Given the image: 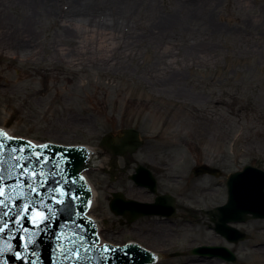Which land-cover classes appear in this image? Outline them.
I'll use <instances>...</instances> for the list:
<instances>
[{"label":"rangeland","instance_id":"374dc122","mask_svg":"<svg viewBox=\"0 0 264 264\" xmlns=\"http://www.w3.org/2000/svg\"><path fill=\"white\" fill-rule=\"evenodd\" d=\"M121 1H134L137 10L122 18L100 7L112 12L117 31L104 32L110 38L101 48L103 35L63 25L68 0L53 6L57 12L0 0V33L12 36L0 34V127L35 143L97 147L113 127L137 126L146 142L142 152L166 164V182L180 181L167 183L169 190L193 193L198 208L222 206L229 174L246 165L264 170V0H248L245 8L238 0H215L213 12L188 16L173 31L156 24L177 17L180 1L194 0ZM81 39L89 40L84 47ZM201 162L222 175L194 179L191 169ZM82 174L94 192L88 215L104 220V242L135 239L169 255L157 264H264V220L236 225L246 234L237 245L202 224L153 221L133 233L102 211L97 171ZM154 226L152 236L147 228ZM200 245L228 247L236 263L192 255Z\"/></svg>","mask_w":264,"mask_h":264},{"label":"water","instance_id":"95a60500","mask_svg":"<svg viewBox=\"0 0 264 264\" xmlns=\"http://www.w3.org/2000/svg\"><path fill=\"white\" fill-rule=\"evenodd\" d=\"M125 134L127 139L123 147L130 146L131 151H135L141 145L137 134L132 131H125ZM77 145L84 146L83 143ZM89 148L88 155L81 146L49 143L34 146L25 140L10 138L0 130V264L152 262V255L135 244L121 247L98 245L96 228L86 216L90 189L79 175L89 165L98 166L97 147L89 145ZM37 154L40 159H37ZM89 170L93 168L85 171ZM198 174L218 177L220 171L202 166ZM150 187L155 188L153 179H150ZM226 188V203L206 214L217 234L227 242L237 244L245 239V233L232 224L245 223L249 219L264 220V171L246 165L228 175ZM163 199H157L155 204L123 202L118 206L121 212L116 211V214L126 216L124 210L137 206L144 210L157 207ZM25 206H28V211L24 210ZM96 221L99 228H104V220L98 218ZM131 221L133 219H129ZM131 241L136 242L135 239ZM157 254L159 260L169 257L168 254ZM192 254L231 263L236 261L234 253L226 247L202 246L195 248Z\"/></svg>","mask_w":264,"mask_h":264},{"label":"flooded vegetation","instance_id":"af4514ba","mask_svg":"<svg viewBox=\"0 0 264 264\" xmlns=\"http://www.w3.org/2000/svg\"><path fill=\"white\" fill-rule=\"evenodd\" d=\"M125 131H132L133 134H137V139L141 145L135 151H131L130 146L123 147V143L127 139ZM107 141L110 142L109 145H106ZM145 148V139L137 126L120 125L118 128L113 127L101 136L96 148L100 167L95 170L99 174L97 188L101 201L103 200L105 204L102 211L109 212L110 216L115 219L116 224L121 227H128V230L133 233L137 232L139 227L151 224L153 221H156L154 224L161 222L186 223L196 226L202 224L207 231L215 233L211 229L209 217L205 214L210 209L198 208V198L193 193L189 197L183 192L169 190L171 188L167 183L171 184L173 182L176 185L180 181L174 177L166 182L167 178L164 172L161 171L166 164L159 161L151 162V159H149L150 153L142 152ZM143 158L145 159L143 160ZM200 165L201 167L204 165L211 166L204 162L195 163L190 174L194 179L200 177L196 175ZM148 173L154 179V189L150 187ZM133 176H137V181L133 179ZM180 187H183L185 192L188 189L190 190V186L187 184L180 185ZM161 198L164 199L160 201V205L157 207L144 210L143 207L137 206L132 210H124L126 216H117L112 207L117 203L115 210L120 211L118 206L119 204L123 205L125 201L155 204L157 199ZM146 212H148V215H143ZM150 212H156L157 214L149 215ZM130 218H133V221L129 222ZM155 227L152 229L147 228V232L152 236L156 234Z\"/></svg>","mask_w":264,"mask_h":264},{"label":"bare ground","instance_id":"6f19581e","mask_svg":"<svg viewBox=\"0 0 264 264\" xmlns=\"http://www.w3.org/2000/svg\"><path fill=\"white\" fill-rule=\"evenodd\" d=\"M29 2L35 3L36 6H43L48 11H53V6H59V2L63 0H28ZM70 5L69 9H67L64 13L65 17V26H67V29H79L83 32H91L92 34H100L103 35V37L98 39V46H101V48L106 47L104 46V43H106V39H109L110 37H106L107 35H104V32L111 31L112 36H115L117 34V31H115V21L113 19L112 12H109L106 14L104 10H101L102 5H104V8L106 6L109 11H113L114 8L117 11V14L119 17H122L124 15H130L132 12L134 13L136 8V3L129 2L126 3L125 1L121 0H103V4L100 5H93V3L96 0H68ZM242 7H249L248 0H238ZM214 3L215 0H194V1H180V4L178 5L179 10H177V17H173L169 19V21H166V19L162 20L161 22L157 23L156 26L159 31H166L168 30H175L178 26L181 25L182 21L185 20L188 16H195L196 14H200V12H213L214 11ZM101 7V8H100ZM155 5H151L152 10L155 11L156 8ZM155 8V9H154ZM106 10V9H105ZM58 11V10H54ZM113 16L111 18V15ZM110 15V19L108 18ZM108 16V17H107ZM107 17V18H106ZM180 19V20H179ZM29 21V20H28ZM26 21V23L28 22ZM121 26L126 22V19H121ZM1 36L5 39H10L12 36L11 34H8L7 32H1ZM29 29L27 28V37L25 39V42H29L30 36H29ZM10 36V37H9ZM20 41V39H19ZM86 42L89 41L88 39L85 40ZM81 39L78 40L81 47H84L82 44L85 43ZM16 42V39H15ZM14 42V43H15ZM113 42V39H112ZM27 45V44H24ZM109 48V47H108ZM93 51L95 50L94 47H91ZM110 49V48H109ZM110 142H106V145H109ZM100 162H98V166H95L96 168H99ZM94 195V194H93ZM116 245V244H115ZM158 263V262H157Z\"/></svg>","mask_w":264,"mask_h":264},{"label":"snow or ice","instance_id":"6c2138e0","mask_svg":"<svg viewBox=\"0 0 264 264\" xmlns=\"http://www.w3.org/2000/svg\"><path fill=\"white\" fill-rule=\"evenodd\" d=\"M21 151H23V149H21ZM37 159H40V155L39 154H37ZM0 203H2V202H0ZM24 210L28 211L29 210L28 206H25ZM5 215H7V213H5ZM18 258L23 259L22 257H18Z\"/></svg>","mask_w":264,"mask_h":264}]
</instances>
